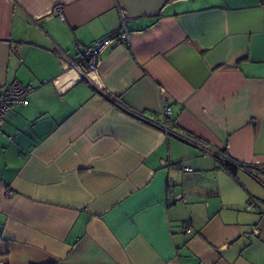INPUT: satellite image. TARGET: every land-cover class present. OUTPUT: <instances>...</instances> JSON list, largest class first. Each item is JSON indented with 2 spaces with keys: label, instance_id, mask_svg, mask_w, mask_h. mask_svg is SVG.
Returning a JSON list of instances; mask_svg holds the SVG:
<instances>
[{
  "label": "crops",
  "instance_id": "0c3cea01",
  "mask_svg": "<svg viewBox=\"0 0 264 264\" xmlns=\"http://www.w3.org/2000/svg\"><path fill=\"white\" fill-rule=\"evenodd\" d=\"M120 7L98 86L57 55ZM14 81L33 92L0 122V262L264 264V0H0Z\"/></svg>",
  "mask_w": 264,
  "mask_h": 264
},
{
  "label": "built area",
  "instance_id": "2783aa9c",
  "mask_svg": "<svg viewBox=\"0 0 264 264\" xmlns=\"http://www.w3.org/2000/svg\"><path fill=\"white\" fill-rule=\"evenodd\" d=\"M62 9L63 7L61 5L55 6L52 10V14L63 19ZM118 13L119 25L111 35L90 45L82 47L79 46L78 53L73 58H69L64 53H58L57 57L59 61L66 67H74L80 70L86 80L92 84L95 83L92 81V77L96 75L100 55L103 50L110 45H129V32L127 28L129 18L127 16V12L123 7H120ZM32 92L33 87L30 85H22L17 81L10 83L4 91L0 93V122L10 112L12 107L23 104L26 101L27 96ZM161 114L163 117V123L162 125H158V127H160L164 133L167 134L169 131L165 122L171 114V109L169 107H163ZM222 164L224 165L225 162L222 161ZM184 170L191 171L189 167H184ZM6 193L7 195H12L13 191L9 189ZM184 229L187 233L191 232V228L187 225H184ZM0 264L7 263L2 261Z\"/></svg>",
  "mask_w": 264,
  "mask_h": 264
},
{
  "label": "trees",
  "instance_id": "16d2710c",
  "mask_svg": "<svg viewBox=\"0 0 264 264\" xmlns=\"http://www.w3.org/2000/svg\"><path fill=\"white\" fill-rule=\"evenodd\" d=\"M165 123H166V126H168V128L171 131H174L173 128H171V124L169 122L166 121ZM186 138L192 142H195V143L198 142L195 139H193L192 137H190V135H188ZM215 154H216V156L220 157L225 162V164H224L225 169H227L232 174L235 173L237 168L248 169V170L254 168L253 166L244 165V164L238 163V162L230 159L224 150L215 152Z\"/></svg>",
  "mask_w": 264,
  "mask_h": 264
},
{
  "label": "water",
  "instance_id": "95a60500",
  "mask_svg": "<svg viewBox=\"0 0 264 264\" xmlns=\"http://www.w3.org/2000/svg\"><path fill=\"white\" fill-rule=\"evenodd\" d=\"M92 81H94L96 83V85L101 86V83H100L97 75H95L94 77H92Z\"/></svg>",
  "mask_w": 264,
  "mask_h": 264
}]
</instances>
